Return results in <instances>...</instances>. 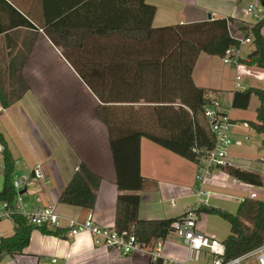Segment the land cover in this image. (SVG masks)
I'll return each instance as SVG.
<instances>
[{
  "label": "crops",
  "instance_id": "crops-1",
  "mask_svg": "<svg viewBox=\"0 0 264 264\" xmlns=\"http://www.w3.org/2000/svg\"><path fill=\"white\" fill-rule=\"evenodd\" d=\"M85 2L86 0H0L1 81L7 83L10 79L7 67L11 58L18 51L26 52L28 47L31 48L20 73L29 90L10 107L3 108L0 102V133L3 134L15 162L13 178L19 180V172L22 176L20 181L33 179L32 184L22 189L25 192L19 194L17 210L27 214L40 207L52 206L60 216L61 228L66 230L71 220L83 221L90 211L100 225L113 227L118 198L137 203L138 216L141 219H164L182 215L187 209L183 203L185 200H199L195 191L198 182L192 178L194 170L187 179L189 174L186 170L190 172L189 162L145 137H131L111 143L106 126L96 115L99 99L72 66L61 45L56 44L49 34L48 29L54 21L48 20L72 13L77 17L76 20L63 26L75 30L86 27L87 20L81 17L85 12L82 8ZM146 2L156 7L153 20L155 27L198 22L209 18H232L229 22L230 34L242 40L245 35L240 26H252L257 23L253 14L247 12L248 3L258 2L257 5L263 6L264 0ZM31 38H34L33 42ZM88 39L100 44L104 42L103 39L87 38L86 43ZM247 44L251 46L246 47ZM239 49L241 57L244 58L253 50V44L251 41L243 42ZM206 55L203 70L195 74L197 63L193 70L195 84L222 90L224 100L229 98L228 101L231 102L234 92L240 90L236 85V90L232 93L229 94L226 90L232 86L229 78H233V73L221 64L218 66L219 60H212L213 57H222ZM242 66L243 68L239 69L234 67L236 77L240 72L242 77L252 78L255 84L241 90L250 87L264 88V69L245 64ZM231 112L235 113L236 117L239 116L236 110H229L230 116ZM231 118L234 123L231 128L233 138L240 135V132L234 131V128L240 125L236 120L249 126L247 122L256 119ZM231 159L228 158L230 164L258 172L264 178V171L241 165ZM81 162H85L92 171L102 177L95 207L90 211L58 202L61 192ZM4 165L1 154L0 190L4 185ZM35 168L41 169L43 180L34 177ZM206 185L212 188L208 189ZM204 188L209 191V204L213 201L214 204L228 209L225 203H236L235 196L247 194L250 186L247 185L243 190L232 184L227 173L216 169ZM222 188H225L224 191L230 190V194L214 195L215 192L211 191ZM177 200L180 203H177ZM2 204L0 201V207ZM230 211L234 213L235 209L230 208ZM49 228L53 229L51 226ZM196 228L217 238L219 236L206 226H199L198 222ZM229 232L230 226L229 230L220 236L225 239ZM13 233V220L10 217L0 218V238ZM173 233L164 240V254L168 257L178 255V248L168 242ZM171 241L179 244L178 241ZM3 255L0 256V264H4L2 260L7 256L14 264H148L150 260L149 255L144 252L123 256L116 250L96 247L92 235L88 232H82L69 239L65 235L57 236L38 228L31 233L29 245L22 254ZM179 255L181 258L186 257L185 254Z\"/></svg>",
  "mask_w": 264,
  "mask_h": 264
},
{
  "label": "trees",
  "instance_id": "trees-1",
  "mask_svg": "<svg viewBox=\"0 0 264 264\" xmlns=\"http://www.w3.org/2000/svg\"><path fill=\"white\" fill-rule=\"evenodd\" d=\"M86 27L75 30L64 27L74 22V13L60 16L51 24L49 34L99 99L97 117L107 128L111 143L131 137H145L187 160L195 161L212 149L214 135L208 127L205 106L212 96L222 97V90L197 86L193 70L201 53L222 57L229 47L240 48L241 41L230 34L232 18H209L204 21L155 27L156 7L146 0H86L82 4ZM64 15V14H63ZM27 25L29 23L26 21ZM31 25V24H30ZM72 26V25H71ZM264 19L252 26H240L245 37H251L253 50L240 61L264 69ZM87 38L103 39L102 44ZM34 38H31V42ZM21 50L9 61L11 75L0 80V102L3 108L19 101L29 90L20 76L27 53ZM2 69H0V73ZM4 84L6 86H4ZM252 95L259 99L256 119L249 126L262 136L264 147V88L236 90L233 108L247 109ZM4 146V185L0 201L12 211L14 233L0 238V256L22 254L29 245L31 233L38 228L63 236L65 228L35 225L17 210V192L12 184L15 162L6 140ZM230 177L253 186L264 185L263 176L233 164L222 168ZM102 177L81 162L61 192L58 202L92 210ZM197 213L216 214L225 219L230 232L224 240L226 259L247 253L264 244V196L245 199L236 213L210 205H201ZM139 205L121 198L116 203L114 227L129 231L146 247L165 240L172 223L185 215L164 219H141ZM148 264H162L159 259Z\"/></svg>",
  "mask_w": 264,
  "mask_h": 264
},
{
  "label": "built area",
  "instance_id": "built-area-1",
  "mask_svg": "<svg viewBox=\"0 0 264 264\" xmlns=\"http://www.w3.org/2000/svg\"><path fill=\"white\" fill-rule=\"evenodd\" d=\"M247 12L253 14L254 19L259 22L264 19V6L257 5L255 2H249L247 5ZM243 42H250L251 37H245L240 40ZM222 59L225 63L232 65L239 69L243 68L240 49L237 47H229L226 49ZM246 65V64H245ZM242 74L239 72L237 75L236 88L240 87ZM231 102L224 100L222 97L212 96L210 102L204 108V114L208 120V127L214 135L215 144L212 149L201 152H206L197 162L199 168L196 173V181L198 182L195 187L196 194L199 196L197 205L188 207L185 215L178 220L173 221V232L181 238L183 244L187 247L188 252L185 258H172L164 254V240L158 239L152 247L142 245L136 236L129 232H118L116 228L100 225L90 211L83 221L71 220L69 228L66 230L65 236L73 239L82 232H88L93 237V242L96 247H103L118 251L123 256H130L135 252H144L149 255L150 259L155 262L159 259L162 264H201L204 254L211 256L210 264H243V262L251 257H254L258 264H264V244L256 247L255 249L244 253L242 255L226 259V246L222 240L205 234L196 228L199 220L197 208L201 205H210L208 201L209 191L205 190V184L212 177L216 169L222 170L228 164L227 148L232 144L231 128L233 121L230 116L229 110ZM4 150V146L0 143V155ZM34 177L38 180L44 179V174L40 168L34 169ZM233 185L245 190L247 183L231 177ZM33 179L20 181L13 179L12 184L16 190L17 198L19 199V192L28 184H32ZM247 194L235 196L236 202L239 204L245 199H261L264 196V185L253 186L249 185ZM12 211L8 208L7 204L3 202L0 207V218L10 217ZM28 220L38 226L48 225L53 228H61L60 216L55 212L52 206L40 207L34 212L25 214ZM205 252V253H204ZM207 252V253H206ZM55 261V259H53Z\"/></svg>",
  "mask_w": 264,
  "mask_h": 264
},
{
  "label": "rangeland",
  "instance_id": "rangeland-1",
  "mask_svg": "<svg viewBox=\"0 0 264 264\" xmlns=\"http://www.w3.org/2000/svg\"><path fill=\"white\" fill-rule=\"evenodd\" d=\"M249 46H251V45L250 44L246 45V47H249ZM206 56L207 55L205 53L201 54L200 60L198 61L197 65H196L197 70L195 71V74L197 72L203 70V68L205 66V63L203 60ZM212 60H219L220 63H218V66H220V64H221L222 67H225L227 69L229 68L228 70L231 74L233 73V78H229V81L230 82L232 81V84H231L232 86L230 88L226 89V90H228L229 94L232 93V91L236 90V88H235V85H236L235 84L236 69L232 65L225 63L222 58L213 57ZM239 81H240V87L238 89H240V90L244 89L243 87H248L252 84H255L253 82L252 78L246 77V76L242 77V79ZM257 85H259V84H257ZM222 98L224 99V97H222ZM227 100L230 101L229 98ZM258 104H259L258 97L256 95H253V97L251 99V103L247 109H240V108L234 109L231 106L230 110H236V112H238V114H239V116H237V117H246L248 119H255L256 118V108H257ZM231 114H232V112H231ZM231 116L233 118L237 119V117L235 116V113H233ZM236 123L240 124V125L237 128H234V131L240 132V135H237L238 138L232 137V144L229 145V147L226 150L229 158L230 159L232 158L231 160L234 159L233 161H236L237 163H239L241 165H246L248 167H255V169H259L261 171H264V147L262 145V136L260 134H258L255 130L250 128L248 125H243L241 123V121L236 120ZM232 131H233V129L231 130V132ZM181 159L184 160L185 162H189V164H190V167H189L190 172L188 170H186L187 173L189 174L187 179L190 178V174H191L192 170H194L192 178L194 179V181H196V173H197L198 168H199L198 164L195 161H190V160H187L183 157H181ZM17 177L22 179L21 178L22 176L19 172L17 173ZM13 179L14 178H12V180ZM206 187H208V189L212 188L209 185H206ZM224 190H225V188L215 189V190H211V191L215 192L214 195L221 194L223 196V195L230 194V192H229L230 190H228V189H226V191H224ZM226 197H228V196H226ZM226 197H225V199H226ZM177 203H180V202L177 200ZM183 203L185 205V209L186 208L188 209V207H192V206L197 205L198 200H197V198H191V199L185 200ZM183 203L181 202V204H183ZM211 205L214 207H217V208L226 209V208L220 206V204L219 205L214 204L213 201H212ZM225 205H227L229 207L228 209H226L229 212H231L230 208H234L235 209L234 213H236V211L239 207V204L237 202L232 203V202L227 201V203H225ZM198 225L199 226L204 225V226H206L207 229H210L212 231L217 232V234H219V236H218L219 240L224 239L220 235L226 233V231L229 230V223L225 219H223L222 217H220L219 215H216V214L199 213ZM201 232L217 238L215 235L209 234V232L208 233L205 231H201ZM171 236L172 237H169V239H168L169 244H173L174 248H178V253H177L178 255L177 256H171V257L172 258H181V257H179L180 256L179 254L187 255L188 249L184 244H181L182 240L175 233H173ZM171 240L178 241L179 244L172 242ZM165 249L166 248L164 245L163 250H165ZM5 255H7V254H5ZM2 257H4V255ZM11 260L12 259L7 256V257H5V259L2 260V263L4 262V264H14V263H12ZM210 263H211V256L209 254H208V256H206V254H204V257L201 261V264H210ZM243 264H258V263L256 262L254 257H251V258L247 259L246 261H244Z\"/></svg>",
  "mask_w": 264,
  "mask_h": 264
},
{
  "label": "water",
  "instance_id": "water-1",
  "mask_svg": "<svg viewBox=\"0 0 264 264\" xmlns=\"http://www.w3.org/2000/svg\"><path fill=\"white\" fill-rule=\"evenodd\" d=\"M263 6H264V3H263ZM23 192H25V190H21V191H20V194H22Z\"/></svg>",
  "mask_w": 264,
  "mask_h": 264
},
{
  "label": "bare ground",
  "instance_id": "bare-ground-1",
  "mask_svg": "<svg viewBox=\"0 0 264 264\" xmlns=\"http://www.w3.org/2000/svg\"><path fill=\"white\" fill-rule=\"evenodd\" d=\"M19 194H20V192H19Z\"/></svg>",
  "mask_w": 264,
  "mask_h": 264
}]
</instances>
